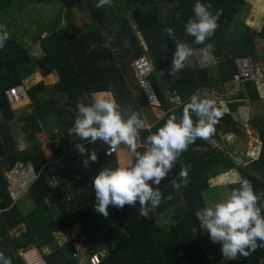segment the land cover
Listing matches in <instances>:
<instances>
[{"label": "trees", "instance_id": "obj_1", "mask_svg": "<svg viewBox=\"0 0 264 264\" xmlns=\"http://www.w3.org/2000/svg\"><path fill=\"white\" fill-rule=\"evenodd\" d=\"M13 1L0 0V12L10 8ZM35 1L39 4L59 1L68 10L85 5L92 21L80 35L70 31L38 34L43 49L38 58L10 36L0 48V252L12 264H23L15 253L22 247L33 246L45 264H79L68 253V247L57 244L55 238L56 232L69 230L79 222L90 255L101 249L105 251L101 264H220L224 259L221 244L210 240L195 212L207 206L209 181L232 170L248 179L257 194L264 192V116L245 123L237 115L239 107L260 100L254 83H245L236 96L225 97L227 113L221 112L212 136L208 140L197 139L181 154L159 187L162 202L150 213L151 218L140 216L139 202L135 207L125 205L119 210L109 205L107 218L94 210L91 181L102 168L123 166L120 155L116 152L107 157L108 145L102 141L92 144L80 140L74 134L69 135V129L73 126L77 105L90 104L92 94L112 95L122 112L129 107L138 112L140 107L147 106L131 67L136 58L145 55L151 62L150 79L165 114L149 129L140 131L137 151L142 152L144 139L156 132L169 116L174 114L179 119L183 105L193 94L203 89L223 94L225 85L236 73L235 58L261 55L264 22L257 30L239 24L240 31L236 32L235 19L246 0H200L211 3L213 13L222 10V15L214 35L205 44L197 45L194 37L185 32V24L194 15L196 0H113L111 6L102 8L95 7L98 0ZM156 2L168 3L170 11L164 14ZM255 3L264 7L263 0ZM166 27H172L176 37L195 50L212 44L214 66L193 68L188 61L182 71L171 76L175 43L164 33ZM33 68L38 70L35 72ZM37 72L43 77L57 72L59 82L47 86L40 80L26 89L31 111L18 118L26 143L20 149L12 133L15 105L7 100L6 92L15 86L25 87L23 81ZM160 75L166 78L164 90L174 91L180 105H169L159 85ZM196 119L193 115L194 122ZM220 132L239 139L249 138L251 146L246 152L251 158L237 165L230 155L209 141L220 142ZM40 134L48 138L53 163H58L53 174L59 172L62 177L53 187L48 184L53 174L43 173L49 161L44 158L37 137ZM76 143L83 144L89 152L95 151L97 161H89L85 167ZM129 153L134 159L135 154ZM20 163L31 166L38 174L26 193L32 201V207L26 212L22 211L19 201L13 202L9 181L4 177V173ZM181 165L188 169V184L177 190L174 182H180ZM223 177L220 180H225ZM234 187L238 185H228L229 192ZM51 201L59 212L51 210ZM160 216L170 219L166 228L158 224ZM84 264H89L88 260ZM226 264H264V248H258L247 258L238 255Z\"/></svg>", "mask_w": 264, "mask_h": 264}, {"label": "clouds", "instance_id": "obj_2", "mask_svg": "<svg viewBox=\"0 0 264 264\" xmlns=\"http://www.w3.org/2000/svg\"><path fill=\"white\" fill-rule=\"evenodd\" d=\"M113 0H98L96 8L111 6ZM212 4L196 0L192 9L194 15L185 24L187 35L194 37L197 45L205 44L218 28V19L222 10L211 11ZM164 33L175 43L172 57L171 76L182 71L193 56V48L179 40L172 27H166ZM9 39L7 30L0 26V48ZM213 45L207 44L200 51L207 57ZM193 115L197 118L194 122ZM222 113L215 101L193 94L183 105L182 115H171L156 132L150 133L143 142V151L138 149V137L148 125L139 113L131 107L122 112L114 99L97 95L90 104H78L77 114L69 135L95 144L102 141L115 151L120 145L134 153V159L127 166L102 168L91 181L95 194L94 210L108 217L109 205L122 209L125 205L135 207L139 202L141 217L151 218L150 213L162 202L159 185L173 170L181 154L197 139L208 140L215 131ZM76 148L84 157L83 165L97 161V153L89 152L83 144ZM111 154L110 151L107 153ZM180 182H174L179 190L188 184V169L181 165ZM234 187L230 195L212 206H206L195 212L200 227L205 229L213 243L221 244L222 257L234 260L237 256L247 258L258 248H264V192L257 194L252 183L234 174ZM156 185L157 187H153ZM105 252V251H104ZM0 264H12L11 259L0 252Z\"/></svg>", "mask_w": 264, "mask_h": 264}, {"label": "rangeland", "instance_id": "obj_3", "mask_svg": "<svg viewBox=\"0 0 264 264\" xmlns=\"http://www.w3.org/2000/svg\"><path fill=\"white\" fill-rule=\"evenodd\" d=\"M255 2L256 0H246L244 6L239 9V12L237 13L235 19V21H237L236 32L240 31L238 29L239 24H241V26L248 25L249 27H252L256 30L261 28L264 22V10L262 11L261 9H263L264 7H262L261 4H256ZM156 4L160 8V10L163 11L164 14L170 11L168 3L164 2V4H162L160 2H156ZM116 9L121 12L119 4H116ZM91 21L92 18L85 5H80L72 10H68L65 9L59 1H54L46 4H39L35 0H14L10 8H7L6 10L0 12V24L1 26H3V29L7 30L9 36L13 39L15 38L17 42L26 45L35 58H38L43 54V49L41 47L40 41L37 39L38 34H40L41 32L43 36L54 33L55 31H70L75 32L76 35H80L85 32L87 27L91 24ZM259 49L261 50L260 46ZM194 54L195 53H193V56L190 57L189 61L190 65L193 66V68H201L202 66H214V60L211 53H209L205 61L201 60L200 58L202 53L199 52L197 54V57H195ZM202 57L204 56L202 55ZM29 66L27 67L28 70ZM37 70L38 69L34 71L36 72ZM41 77L42 76L39 74V72L35 73L32 78H28L27 85L25 83V88L27 89L28 87H30L31 84L39 82L40 80H44L43 77ZM162 78V81L165 83V76H163ZM53 81L54 80L49 79L48 84L50 83V86H52L51 84L53 83ZM159 85L162 88V93L164 97H166V100L169 105H173V100L171 97L174 96L170 94V92L169 95L172 96H168V94L164 90V86L161 82V79H159ZM228 90V87L225 86L224 92H228ZM203 97L215 101L216 107L221 112H226V109L224 108L225 100L221 98L220 95H217L214 89L204 90ZM60 99L63 100L62 98ZM29 103L30 101L26 100L18 104L17 106H14L16 112V120L13 123L12 133L15 139L17 140L18 147L20 149L25 148L26 143L24 141L23 134L21 133L18 126V118L28 114L31 111ZM248 109L249 121L251 120V118H262L264 116V99H261L257 102L249 104V106L241 108V111L245 113V110ZM140 112H144L145 116H147L149 126L154 121H156V119H154V115L147 106L141 107ZM242 115L244 117V114ZM243 120L248 121L246 118H243ZM251 131V136H253L254 132L253 130ZM37 137L42 144L41 148L44 153V158L47 161L53 162L51 151L48 148V138L44 134H40ZM209 141L213 143L216 147L230 155V157L236 162L237 165L243 164L247 160H249V158H251L250 153L246 152V149L251 146L249 138L243 137L239 139L235 135L223 134L222 132H220V142H214L211 139ZM117 153H119L120 155V161L122 162L123 166H127L128 163L133 159L130 158L132 154L129 153V150L125 145H120L119 147H117ZM49 171L47 172L48 174L54 173L53 168H49ZM236 173V171L234 172V170H232L231 172H228L227 174L223 175V178H225V180H220V178L219 180L210 181L211 190L209 193L206 194L207 206H212L216 202L222 201L230 195L228 185L234 184V174ZM164 180L165 179L161 181L158 187L163 185ZM153 187L157 186L153 185ZM49 205L52 211L54 209L53 212H59L58 208H56V205H54L52 201L49 202ZM20 207L21 209H23L22 211L25 212L30 209V207H32V202L30 198H27L25 196L24 202L20 205ZM158 218H160L157 220L158 224L162 228H166L170 222V219L162 216ZM76 224L80 225L79 222ZM114 236L115 235L113 234L108 236V238L111 239ZM65 237L69 238V240H66ZM55 238L57 244L65 245L68 247V249L70 250V252L68 253L71 254V256H74L77 261H79V264H84L85 262H87L90 253L88 252V243L85 240V237L82 235L80 227L79 229H77V227L74 225L69 230L56 232ZM103 252L104 250L101 249L98 253ZM16 255L18 257L17 253H15V256Z\"/></svg>", "mask_w": 264, "mask_h": 264}, {"label": "built area", "instance_id": "obj_4", "mask_svg": "<svg viewBox=\"0 0 264 264\" xmlns=\"http://www.w3.org/2000/svg\"><path fill=\"white\" fill-rule=\"evenodd\" d=\"M131 67L140 90L146 100L147 107L153 113L157 122L164 116L165 113L162 109V103L159 100L150 79L153 71L151 62L147 56L141 55L132 62ZM234 67L236 73L233 79L225 85L229 89L228 92H223V94L217 95H220L223 99L225 97L236 96L241 91L245 83H254L258 89L260 98L264 99V37L261 39V55L257 58H252L250 56L237 57L234 60ZM6 97L7 100L15 106L24 102L28 98L26 88L23 85L11 88L6 92ZM172 99L173 105L177 106L181 104L177 96L174 95ZM243 121H245V123L247 122L246 120ZM108 151L111 152L110 155L107 154ZM116 152L117 148L115 151L108 149L106 151V155L107 157H112V155ZM4 177L6 181H9V191L13 202L17 203L28 192L31 183L37 179L38 174L34 172L31 166H24L20 163L17 164L10 172L4 173ZM75 177L77 180H80L78 175ZM61 180V174L55 173L50 176L48 184L53 187ZM17 254L24 264H39L38 259L43 262L41 255L33 246L22 247V249L18 250ZM104 257L105 252L94 253L89 256L88 262L89 264H101ZM210 259H212V257H210ZM227 261L233 260L223 259L220 264H226Z\"/></svg>", "mask_w": 264, "mask_h": 264}, {"label": "crops", "instance_id": "obj_5", "mask_svg": "<svg viewBox=\"0 0 264 264\" xmlns=\"http://www.w3.org/2000/svg\"><path fill=\"white\" fill-rule=\"evenodd\" d=\"M194 50V49H193ZM201 49H197V50H194V56L195 57H197V54L200 52L201 53V51H200ZM202 55L203 54H201V60H203V61H205L206 59H207V57H202ZM194 58V57H193ZM189 61H190V59H189ZM203 67H207V66H202L201 68H203ZM40 74V73H39ZM34 75V74H33ZM33 75H31L30 77H28L29 79L30 78H32V76ZM41 75V74H40ZM43 77V76H42ZM41 77V78H42ZM163 76L162 75H160V78L159 79H161V82L164 84V82L162 81L163 80V78H162ZM43 81H44V83L47 85V86H50V83L48 84V81H49V79H52V80H54L53 81V83L51 84L52 86H54L56 83H58L59 82V76H58V74H57V72H53L51 75H48V76H46V77H43ZM27 80L28 79H25L24 81H23V83L25 84L26 83V85H27ZM30 82V81H29ZM30 86H32V84L30 85ZM204 90H208V89H203V90H200V91H198L196 94H199L202 98H204L203 97V92H204ZM210 92V91H209ZM167 94H168V96H174L175 95V92L174 91H171L170 92V94H172V95H169V92H166ZM174 93V94H173ZM215 93V92H214ZM97 95H103V96H105L106 98H110V99H114L113 97H112V95H108V94H92L91 95V97H92V99L95 97V96H97ZM172 98V97H171ZM173 100V99H172ZM225 100V99H224ZM260 100H261V98H260ZM247 106H249V105H247ZM243 107H245V106H243ZM243 107H239L238 109H237V115L238 116H240V119L243 121V118H246L247 120H249V116H248V111H249V109L248 110H245V113H244V117H243V115H242V111H241V108H243ZM141 108V107H140ZM224 108L226 109V112H224V113H227V108H226V105L224 104ZM138 113L140 114V116L142 117V119L145 121V123L148 125L149 123H148V121H147V116H145V114H144V112H140V109H139V111H138ZM153 114V113H152ZM154 119H155V117H154ZM15 120L16 119H14L13 120V122H12V124L15 122ZM156 121H154L152 124H154ZM152 124L149 126L148 125V129L152 126ZM131 158V157H130ZM58 163H53L52 161H49V163L47 164V169H49V168H54L53 170H55V166L57 165ZM49 172H52V171H49ZM229 172H231V171H229ZM235 172V171H234ZM228 173V172H227ZM227 173H225V174H227ZM225 174H222V175H219V176H216L215 178H213V179H211V180H219L220 179V177H222L223 175H225ZM210 180V181H211ZM210 181H209V183H210ZM25 196L27 197V198H29L28 197V195L27 194H25L20 200H19V202H20V205L24 202V199H25ZM31 200V199H30ZM32 202V201H31ZM31 208V207H30ZM29 210V209H28ZM27 210V211H28ZM25 212V211H24ZM78 223V222H77ZM75 226H77L76 225V223L74 224ZM79 227L81 228V226L79 225ZM16 258L17 259H19L18 257H17V255H16Z\"/></svg>", "mask_w": 264, "mask_h": 264}, {"label": "water", "instance_id": "obj_6", "mask_svg": "<svg viewBox=\"0 0 264 264\" xmlns=\"http://www.w3.org/2000/svg\"><path fill=\"white\" fill-rule=\"evenodd\" d=\"M174 94V93H173ZM49 171V169H45L44 171H43V173L45 174V173H47ZM58 174H60L59 172H58Z\"/></svg>", "mask_w": 264, "mask_h": 264}, {"label": "bare ground", "instance_id": "obj_7", "mask_svg": "<svg viewBox=\"0 0 264 264\" xmlns=\"http://www.w3.org/2000/svg\"><path fill=\"white\" fill-rule=\"evenodd\" d=\"M38 262H39V264H44L42 261H40L39 259H38Z\"/></svg>", "mask_w": 264, "mask_h": 264}]
</instances>
